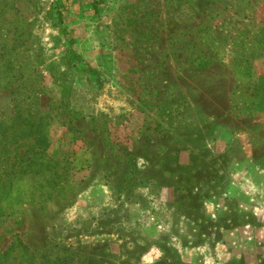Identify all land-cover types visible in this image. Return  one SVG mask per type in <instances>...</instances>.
Returning a JSON list of instances; mask_svg holds the SVG:
<instances>
[{"label": "rangeland", "instance_id": "374dc122", "mask_svg": "<svg viewBox=\"0 0 264 264\" xmlns=\"http://www.w3.org/2000/svg\"><path fill=\"white\" fill-rule=\"evenodd\" d=\"M245 57L264 0H0V264H264Z\"/></svg>", "mask_w": 264, "mask_h": 264}, {"label": "trees", "instance_id": "16d2710c", "mask_svg": "<svg viewBox=\"0 0 264 264\" xmlns=\"http://www.w3.org/2000/svg\"><path fill=\"white\" fill-rule=\"evenodd\" d=\"M252 54V53H251ZM251 61V59H249L248 57H245L244 62L247 64V68L248 71H250L249 75H247L248 77V82L246 83L248 86L247 91L245 93V95H247L248 97L252 98L253 101H259L261 104L264 103V75L259 77L258 80L256 82L253 83V74H251L252 71V65H248L249 62ZM241 96H244V94Z\"/></svg>", "mask_w": 264, "mask_h": 264}]
</instances>
